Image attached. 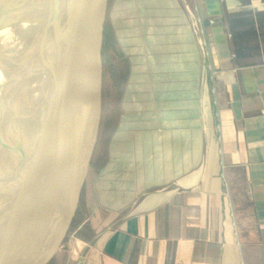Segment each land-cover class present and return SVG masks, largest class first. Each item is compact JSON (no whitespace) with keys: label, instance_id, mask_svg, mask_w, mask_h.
Wrapping results in <instances>:
<instances>
[{"label":"crops","instance_id":"1","mask_svg":"<svg viewBox=\"0 0 264 264\" xmlns=\"http://www.w3.org/2000/svg\"><path fill=\"white\" fill-rule=\"evenodd\" d=\"M158 5L143 129H115L88 183L90 262L264 264V0Z\"/></svg>","mask_w":264,"mask_h":264},{"label":"rangeland","instance_id":"2","mask_svg":"<svg viewBox=\"0 0 264 264\" xmlns=\"http://www.w3.org/2000/svg\"><path fill=\"white\" fill-rule=\"evenodd\" d=\"M94 2H96V0H93V3ZM159 2H161V0L107 1L100 23L103 67L102 109L97 130L92 141L76 158L74 167L73 162L70 166L76 195L74 198L68 200L60 191V194L64 197L59 198L55 203L48 224V228L51 229V235L37 244L27 246L11 264L92 263L90 261L95 253L93 252L91 243L101 230L98 228V223L100 220L103 221V219L95 212V204L88 198L89 192H91L88 183L91 180L93 181L95 177L105 170L110 158L108 148L113 137L112 133L115 129H143L140 126V117L146 114V112H142L140 115V101L138 95H140V90L143 89L144 86L141 85V76H138L140 79L138 78L136 82L134 81V77L136 74L146 73H144L146 69L144 62L153 59L156 54L154 49H151L149 45L154 44V38L157 33L156 29L161 26L156 23L159 19ZM11 3L10 1L9 4L11 5ZM1 29L4 30L5 27L1 26ZM142 67H145V69H142ZM89 82L85 81L84 78L79 93L76 90V96L74 95L75 99L73 97L74 107H76V105H78V107L82 106L85 102L87 97L86 85H89ZM134 84H136V89L134 88ZM4 90L5 88L0 84V108L6 106L5 111L7 112V110H9V104L5 103L1 105L2 98L4 94H6ZM64 92L65 90H63V93ZM131 92L138 97H132L130 101L128 99ZM67 94L68 92L65 96L61 94L59 98L53 100L47 108H40L39 111L32 113L31 119L36 120L35 124L39 127L38 129H35V124L23 123L20 119V124L17 123L15 126L12 125L14 129L19 127V129H25V131L29 133L27 142H25L21 148L22 157L20 164H22L23 167L25 153L33 141H36L37 138L38 140L40 139L43 126L47 127L48 125L49 128H53L58 124L60 126L57 128V131L61 134L59 137L62 136V131H65L64 138L67 137L66 129L70 125L73 112L65 113L64 116L61 114L66 105ZM39 96L40 97H35L36 100H38L37 98L43 99V96L40 94ZM2 109L3 107L0 109V112H3ZM143 111H145V109H143ZM77 113L78 110L74 113L76 117L73 119V124L77 122ZM0 114L3 115L2 113ZM1 118L2 116L0 119ZM4 119L7 121L8 117ZM60 120L61 122L59 124ZM135 124L137 126L139 125V127L135 128ZM3 126L4 124L1 123L0 120V127L2 128H0V133L4 131ZM26 128H28V130ZM58 140L59 138L57 141ZM38 143L35 149L37 160H39L41 149L43 148L41 141H38ZM5 152L7 157L10 158L8 155V147L0 148V162L3 157L1 154ZM67 181L68 180L62 178L60 186H67ZM11 186L10 184L9 187L11 188ZM9 187H7V190L10 189ZM94 261L96 262L95 258Z\"/></svg>","mask_w":264,"mask_h":264},{"label":"water","instance_id":"3","mask_svg":"<svg viewBox=\"0 0 264 264\" xmlns=\"http://www.w3.org/2000/svg\"><path fill=\"white\" fill-rule=\"evenodd\" d=\"M71 1L69 0V3ZM107 1L96 0L88 4L89 0H80L69 13L62 16L58 5L62 0H51V12L40 22L37 32L27 41L28 49L15 62V65H18L10 75L8 92H15L22 77L30 76V67H33L31 64L38 60L45 64L57 55L55 65L53 64L48 73L49 77H57L62 71L65 72L64 70L68 72L67 69L61 68L65 63L62 51L65 50V40L68 36L71 45L83 47L81 43L85 44L82 52L76 49L79 51V57L75 62H80V66L78 63L72 66V85L69 86V91L67 89L66 105L61 113L64 116L65 113L73 111L70 125L66 129L67 137L64 138L65 131H62V136L59 137L61 134L57 131L60 126L58 124L53 128L43 126V148L39 160L35 164L31 163L29 168L17 164L13 179L6 180L8 187L12 185L11 193L0 194V223L10 215L7 218L9 227H5L0 235V264H11L27 246L37 244L51 235L49 220L55 203L64 197L59 191L62 171L67 168L72 157L74 167L76 158L90 144L97 130L103 98L100 23ZM84 78L87 82L90 80L89 85H86L87 97L82 106L76 105V109L73 97L76 90L79 93ZM77 110V122L73 124ZM12 114L11 109L10 116ZM60 122L61 120L59 124ZM17 143L15 141V145ZM18 147L16 146V149ZM21 151L20 149L17 153ZM21 157L22 152L19 154L20 162ZM6 183L4 181L5 185ZM4 190L7 192V187Z\"/></svg>","mask_w":264,"mask_h":264},{"label":"bare ground","instance_id":"4","mask_svg":"<svg viewBox=\"0 0 264 264\" xmlns=\"http://www.w3.org/2000/svg\"><path fill=\"white\" fill-rule=\"evenodd\" d=\"M10 1L12 2L11 5L9 4ZM76 1L77 0H72L69 3V0H62V2L58 3L61 10L60 14L63 16L69 13L71 8H74L76 3L80 0ZM89 3H93V0H89L88 4ZM51 8V0H0V84L3 88H5L4 92L6 91V94H4L2 98L3 100L1 105L5 103L9 104V110H7L8 113L5 111L6 106H2L3 112H0L3 114H0V117L2 116L0 120L1 123L4 124V131L1 130L2 133H0V148L8 147V155L10 156V158H8L6 152L1 154L3 157L0 162V194H8V192L11 193V188L8 189L7 192L3 189L8 187L6 180H9V178L13 179L15 176L13 172L16 170L17 163L20 164L18 159L20 152H17L22 148L25 142H27L29 134L25 131V129H19V127L15 129L12 128V125L15 126L17 123L20 124L21 122L35 124L36 120L31 119L32 113L39 111L40 108H47L53 100L59 98V96L63 93V90H65L63 93L65 96V94L69 91V86L71 87L72 85V66L74 67V65L78 63L75 62L77 61V57H79L78 50L82 52L85 48V44L83 43H81L83 47H78L79 45H71L68 36L65 40L67 45H65V50L62 51V56L65 61L63 66L65 68L61 66L62 70L67 69L68 72L64 70L65 72L62 71V74L59 76L57 75V77H49L48 73L50 72V68H53V64L55 65L57 55L52 57V60L50 59V61H48L49 64L48 62L44 64V62L39 60L36 62L34 61L35 63L33 62L34 64H31L33 67H30V76H25L24 78L22 77V80L19 81V85L16 87L15 92L12 90H9L8 92L10 75L13 69L15 70V67L18 65H15V62L18 60L19 56L26 52V49H28L27 41L35 32H37L40 22L48 16L51 12ZM1 26L5 27V29L2 30L3 28L1 29ZM77 48L78 50H76ZM88 60L90 59L88 58ZM79 64L80 62L78 65ZM39 94L43 96V99L37 98L38 100H36L35 97H40ZM11 109L13 113L12 116H10ZM6 117H8L7 121L4 119ZM19 119L21 121L20 123ZM34 127L35 129L39 128L36 124ZM26 129L28 130V128ZM15 141L18 142L17 145H15ZM38 141H41V137L39 140L37 138L36 141H33L26 151L24 168H29L31 163L35 164L36 161H38L35 153L37 144H39ZM16 146L19 147L16 149ZM73 159L74 158L72 157L69 160L67 168H64L62 171L61 178L68 180L67 186L62 187L59 185V191H61V194H64L65 198L68 200H70V198H74L76 195L75 186L70 172V166ZM4 181L6 185L4 184ZM9 213L10 212H8V214ZM8 216L0 223V235L3 233L5 227H9V221L7 220V218H9Z\"/></svg>","mask_w":264,"mask_h":264}]
</instances>
